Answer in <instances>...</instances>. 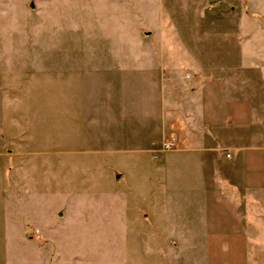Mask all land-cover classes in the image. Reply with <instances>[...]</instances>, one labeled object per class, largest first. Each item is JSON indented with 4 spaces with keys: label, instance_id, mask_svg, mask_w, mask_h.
<instances>
[{
    "label": "rangeland",
    "instance_id": "rangeland-1",
    "mask_svg": "<svg viewBox=\"0 0 264 264\" xmlns=\"http://www.w3.org/2000/svg\"><path fill=\"white\" fill-rule=\"evenodd\" d=\"M239 100L264 138V0H0V264L152 262L154 239L106 222V199L131 195L116 173L147 198L182 138L223 130ZM166 187L186 200L185 180Z\"/></svg>",
    "mask_w": 264,
    "mask_h": 264
},
{
    "label": "crops",
    "instance_id": "crops-1",
    "mask_svg": "<svg viewBox=\"0 0 264 264\" xmlns=\"http://www.w3.org/2000/svg\"><path fill=\"white\" fill-rule=\"evenodd\" d=\"M228 109L231 121L223 130L218 126L213 136L203 129L190 130L179 152L168 158L169 167L151 172L158 189L143 194L147 198L137 194L127 171L116 173L117 181L128 183L131 195L120 203L106 199L104 216L111 228L121 222L123 233L154 239L159 245L152 262L143 264H264V212L259 210L264 207V199H259L264 193V150L258 149L264 138L256 129L259 120L252 100L228 102ZM224 131L233 134V145L222 147ZM138 151L128 149L121 155L134 158ZM183 156L186 161L179 160ZM184 180L186 200L179 201L175 189L166 184ZM183 206L192 209L178 214ZM171 239L181 241L170 252L162 251L161 240Z\"/></svg>",
    "mask_w": 264,
    "mask_h": 264
},
{
    "label": "built area",
    "instance_id": "built-area-1",
    "mask_svg": "<svg viewBox=\"0 0 264 264\" xmlns=\"http://www.w3.org/2000/svg\"><path fill=\"white\" fill-rule=\"evenodd\" d=\"M162 148L163 150H167V149H171L173 147H175L177 145V142L175 139H170V140H166L164 141V143L162 144Z\"/></svg>",
    "mask_w": 264,
    "mask_h": 264
}]
</instances>
